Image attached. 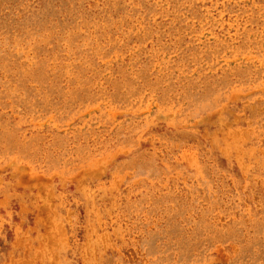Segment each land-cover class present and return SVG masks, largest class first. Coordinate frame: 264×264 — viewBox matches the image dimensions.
Instances as JSON below:
<instances>
[{
	"label": "rangeland",
	"instance_id": "rangeland-1",
	"mask_svg": "<svg viewBox=\"0 0 264 264\" xmlns=\"http://www.w3.org/2000/svg\"><path fill=\"white\" fill-rule=\"evenodd\" d=\"M0 264H264V0H0Z\"/></svg>",
	"mask_w": 264,
	"mask_h": 264
}]
</instances>
